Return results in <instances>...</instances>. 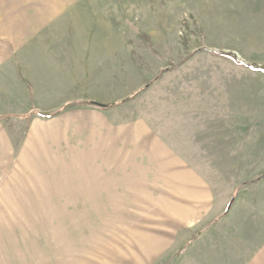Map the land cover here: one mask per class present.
<instances>
[{"label":"rangeland","instance_id":"rangeland-1","mask_svg":"<svg viewBox=\"0 0 264 264\" xmlns=\"http://www.w3.org/2000/svg\"><path fill=\"white\" fill-rule=\"evenodd\" d=\"M0 264H264V0H0Z\"/></svg>","mask_w":264,"mask_h":264},{"label":"trees","instance_id":"trees-1","mask_svg":"<svg viewBox=\"0 0 264 264\" xmlns=\"http://www.w3.org/2000/svg\"><path fill=\"white\" fill-rule=\"evenodd\" d=\"M92 104H95V105H97L99 107H103V108L110 107V106L114 105V104L102 105V104H97V103H94V102H92Z\"/></svg>","mask_w":264,"mask_h":264}]
</instances>
